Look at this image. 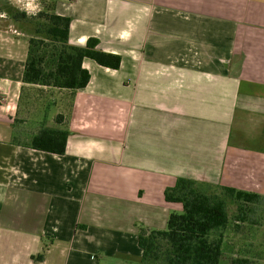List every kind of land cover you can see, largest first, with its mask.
Masks as SVG:
<instances>
[{
	"label": "crops",
	"instance_id": "1",
	"mask_svg": "<svg viewBox=\"0 0 264 264\" xmlns=\"http://www.w3.org/2000/svg\"><path fill=\"white\" fill-rule=\"evenodd\" d=\"M48 2L69 44L122 63L85 57L77 90L25 82L29 38L0 26V264H140L179 177L264 195V0ZM43 126L69 130L64 154L26 145Z\"/></svg>",
	"mask_w": 264,
	"mask_h": 264
},
{
	"label": "trees",
	"instance_id": "2",
	"mask_svg": "<svg viewBox=\"0 0 264 264\" xmlns=\"http://www.w3.org/2000/svg\"><path fill=\"white\" fill-rule=\"evenodd\" d=\"M3 10L16 21L33 19L39 37L29 38V53L25 66L24 80L34 84L77 90L90 82V72L82 66L85 57L93 58L98 64L118 69L122 57L112 52L97 49L100 42L91 37L85 46L69 44L70 16L54 11L41 10L29 15L12 5ZM51 54L48 56V48ZM64 119L58 115L56 123ZM69 135L67 128L43 126L26 145L33 149L64 154ZM217 187L219 192L208 193L205 188ZM167 202L182 205V211H173L164 229L141 228L138 243L143 250L140 264H219L222 259V243L229 221L228 204H238L236 222L247 221L250 205L264 195L221 184H207L179 177L174 186L165 189ZM43 254L36 258H42ZM234 259L241 263L247 260Z\"/></svg>",
	"mask_w": 264,
	"mask_h": 264
},
{
	"label": "rangeland",
	"instance_id": "3",
	"mask_svg": "<svg viewBox=\"0 0 264 264\" xmlns=\"http://www.w3.org/2000/svg\"><path fill=\"white\" fill-rule=\"evenodd\" d=\"M48 3V0H0V26H11L12 29L16 28L19 34L23 33V35L28 38L32 35L39 37L38 35L40 34L35 31L36 24L33 19L16 21L11 18L3 8L5 5H12L17 7L20 11H25L29 15H34L44 10V8L46 9L49 7ZM48 51L49 56L51 54L50 47ZM54 95L55 100L52 98L47 102L48 109L46 113L51 116V118L52 116L54 117L58 111H63L70 101L67 94L55 93ZM55 104L58 107H56ZM205 190L208 193L220 191L217 187H206ZM228 211L231 221H229L224 231L225 238L222 243L223 256L219 264H264V198L250 205L247 221L240 220L236 222V215L239 211L237 203L230 202L228 204ZM234 259H240L238 261L244 259L247 260V262L242 261L238 263L234 262ZM102 264L114 263L104 261ZM131 264H138V262L133 261ZM157 264H165V262L159 261Z\"/></svg>",
	"mask_w": 264,
	"mask_h": 264
},
{
	"label": "built area",
	"instance_id": "4",
	"mask_svg": "<svg viewBox=\"0 0 264 264\" xmlns=\"http://www.w3.org/2000/svg\"><path fill=\"white\" fill-rule=\"evenodd\" d=\"M39 10V9H38Z\"/></svg>",
	"mask_w": 264,
	"mask_h": 264
}]
</instances>
